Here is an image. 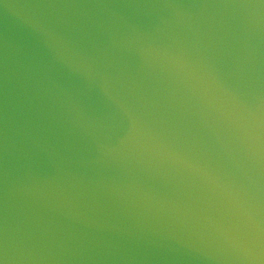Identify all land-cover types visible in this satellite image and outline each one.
I'll use <instances>...</instances> for the list:
<instances>
[{"label":"water","instance_id":"1","mask_svg":"<svg viewBox=\"0 0 264 264\" xmlns=\"http://www.w3.org/2000/svg\"><path fill=\"white\" fill-rule=\"evenodd\" d=\"M0 264H264V0H0Z\"/></svg>","mask_w":264,"mask_h":264}]
</instances>
